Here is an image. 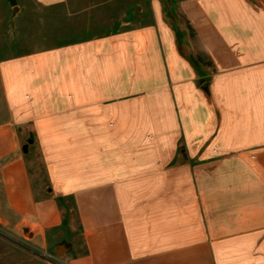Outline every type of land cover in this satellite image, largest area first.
Returning a JSON list of instances; mask_svg holds the SVG:
<instances>
[{
  "label": "crops",
  "instance_id": "0c3cea01",
  "mask_svg": "<svg viewBox=\"0 0 264 264\" xmlns=\"http://www.w3.org/2000/svg\"><path fill=\"white\" fill-rule=\"evenodd\" d=\"M179 2L206 65L156 5L152 23L0 51V210L61 264H264V0Z\"/></svg>",
  "mask_w": 264,
  "mask_h": 264
},
{
  "label": "rangeland",
  "instance_id": "374dc122",
  "mask_svg": "<svg viewBox=\"0 0 264 264\" xmlns=\"http://www.w3.org/2000/svg\"><path fill=\"white\" fill-rule=\"evenodd\" d=\"M152 5L161 7L164 22L176 34L180 49L196 64L208 61L199 55L193 24L179 0H66L51 9L39 8L31 0H0V51L8 56L62 45L81 36L106 34L122 22L154 21ZM198 62V63H197ZM29 169L33 185L46 195L44 164L39 149L31 154ZM16 219L0 210V264H61L52 248L37 249L29 233L15 228Z\"/></svg>",
  "mask_w": 264,
  "mask_h": 264
},
{
  "label": "water",
  "instance_id": "95a60500",
  "mask_svg": "<svg viewBox=\"0 0 264 264\" xmlns=\"http://www.w3.org/2000/svg\"><path fill=\"white\" fill-rule=\"evenodd\" d=\"M10 2H11L12 5H15L16 0H10ZM28 142H29V143H32V142H33L32 138H30ZM24 150H25V151L27 150V146L24 147ZM60 249H61V248H60ZM60 249L57 251V254H59Z\"/></svg>",
  "mask_w": 264,
  "mask_h": 264
}]
</instances>
